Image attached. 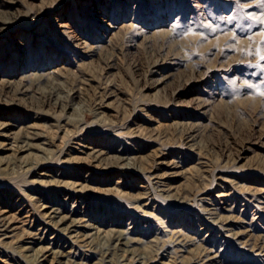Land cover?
I'll list each match as a JSON object with an SVG mask.
<instances>
[{
    "label": "rangeland",
    "instance_id": "374dc122",
    "mask_svg": "<svg viewBox=\"0 0 264 264\" xmlns=\"http://www.w3.org/2000/svg\"><path fill=\"white\" fill-rule=\"evenodd\" d=\"M261 57L264 0H0V124L45 145L0 151L16 237L63 264L108 255L115 229L144 264H208L217 247V264H264ZM42 205L92 223L91 244ZM16 244L0 264H35Z\"/></svg>",
    "mask_w": 264,
    "mask_h": 264
},
{
    "label": "bare ground",
    "instance_id": "6f19581e",
    "mask_svg": "<svg viewBox=\"0 0 264 264\" xmlns=\"http://www.w3.org/2000/svg\"><path fill=\"white\" fill-rule=\"evenodd\" d=\"M62 104V103H61ZM9 123H1L0 124V151H6V150H13L16 151L17 149H22L25 147L28 149L29 147L39 146L41 149H45V145H39L35 142V140L40 139L42 135L35 131H30L28 134L25 135L24 139L18 141V139H15L16 135L14 136L11 131H9ZM18 135V134H17ZM93 147V146H92ZM92 152L97 159L101 157V154L104 152L101 149L93 148ZM120 158H124L123 156ZM98 160V159H97ZM10 162H9V154H2L0 155V172L2 170H7L6 168H9ZM120 166H128L129 168L132 167L130 162H126L124 165ZM45 173V172H44ZM46 208V206L42 205L41 208V214L43 217H45V221L52 224V226L57 231H63L65 233H71L75 230L74 227H78L80 230H76L77 233L71 236H75L76 240H81L84 242L85 246H88L91 244L92 239V232H91V224L85 222V223H78L76 219L73 217V211L70 212H64L63 209L58 207H51L50 211H44L43 209ZM22 213V212H21ZM19 213V214H21ZM28 216L25 215V217ZM21 216L20 218L18 216H11L10 214H7V210L0 212V241L3 245H7V247H13V243H17L14 247H19L21 250H23V253L26 257H29L31 260L34 261L35 264H59L62 263L61 260H59V255L63 253L61 250H55L52 246L45 245L43 243V239L41 237H30L29 239H18L17 234H19L18 228L20 227L17 223L20 220H22ZM44 220V219H43ZM45 225V224H44ZM77 229V228H76ZM104 231V230H103ZM32 233V232H31ZM124 230L122 229H115V234H113V242L111 241L110 244V251L108 252V255L104 257L98 258L97 260H94L91 263L86 264H111V254H115V251H118L119 249L124 250L125 258L122 260H126L127 262L123 264H138L140 263V259L136 258L137 255L132 254L129 241L130 239L128 236L124 234ZM228 234L227 236H230ZM233 235V234H232ZM204 240H208L207 237L203 238ZM22 241V242H21ZM12 243V244H11ZM122 245H124L122 247ZM223 247H217V248H210L207 249L205 252V262L208 264H217L219 262L224 254ZM107 253V252H106ZM130 254V255H129ZM121 260V261H122ZM147 260H144L141 262V264H144ZM164 264V262H161ZM63 264V263H62ZM70 264V263H69ZM73 264V263H72Z\"/></svg>",
    "mask_w": 264,
    "mask_h": 264
},
{
    "label": "snow or ice",
    "instance_id": "6c2138e0",
    "mask_svg": "<svg viewBox=\"0 0 264 264\" xmlns=\"http://www.w3.org/2000/svg\"><path fill=\"white\" fill-rule=\"evenodd\" d=\"M188 31H191V29L189 28V30ZM210 31H211V29H210ZM184 34H188L187 32H185ZM201 38L202 39H204L205 38V36H204V33L203 32H201ZM261 59H264V57H261ZM261 95H264V93H261Z\"/></svg>",
    "mask_w": 264,
    "mask_h": 264
}]
</instances>
